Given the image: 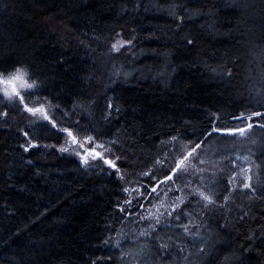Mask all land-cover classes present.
I'll return each instance as SVG.
<instances>
[{
  "label": "trees",
  "instance_id": "16d2710c",
  "mask_svg": "<svg viewBox=\"0 0 264 264\" xmlns=\"http://www.w3.org/2000/svg\"><path fill=\"white\" fill-rule=\"evenodd\" d=\"M14 64L38 81L63 123L70 126L67 113L83 126H71L79 136L116 139L120 165L130 173L138 161L141 178L171 138L207 143L213 128L245 125L234 116L264 113V0H0V68ZM4 112L0 264H133L115 244L134 213L119 205L120 181L80 164L72 151L83 150L81 137L44 136L19 101L3 96ZM258 122L264 116L253 117L254 130ZM23 129L38 147H21ZM165 162L161 175L172 166ZM235 187L217 189L206 209L184 197L204 231L194 238L161 225V247L142 246L145 264L176 256L175 264H264V189ZM133 198L139 210L142 197Z\"/></svg>",
  "mask_w": 264,
  "mask_h": 264
},
{
  "label": "bare ground",
  "instance_id": "6f19581e",
  "mask_svg": "<svg viewBox=\"0 0 264 264\" xmlns=\"http://www.w3.org/2000/svg\"><path fill=\"white\" fill-rule=\"evenodd\" d=\"M21 67V66H17ZM0 71L2 69L0 68ZM27 71V70H26ZM27 83H33L35 82L37 85L38 81L35 80L27 71V76L25 77ZM7 89V90H5ZM17 91L19 92V97H17L16 93L12 91L11 86H6L4 84H0V92L1 94L10 101H19V104L22 106L23 109L27 111L28 108L36 109L37 111L29 112L27 117H29L27 122L28 125L35 129L37 125H40V130L43 135L46 137H51L55 130H49L46 125L50 124L52 121H55L56 128H68L69 131L76 137V139H80L81 136H79L76 132V129H73L71 126L66 125L62 122L63 118L60 113L57 112V108L54 104H52L50 101H48V97L46 95H43L39 90L32 89L29 90L26 86H22L19 82L17 83ZM29 91L35 92L34 95L31 97L29 96ZM22 98V99H20ZM17 99V100H15ZM7 111V110H6ZM6 113V112H4ZM4 117L6 115H3ZM244 125L243 127H245ZM223 131V128H221ZM23 129L21 133V147L25 150L26 148H29L30 144H33L28 141V138L30 136V132L28 130ZM251 130V129H249ZM34 131V130H33ZM213 131V130H212ZM211 131V133H212ZM248 131V130H247ZM253 131H260L264 132V130L258 128ZM57 132V131H55ZM24 133H27V136H24ZM219 135V134H216ZM89 136V135H88ZM87 136H82L81 140L84 141L82 143L83 152H73L76 159H79V162L82 166H85L87 168H93L97 169L99 167L100 171L102 170L104 175L106 172H111V175L107 176H114L115 179H117V173L115 170L109 168L107 165H102L101 160L99 158L92 159L91 156H89L88 165H84L82 159L78 158L76 155L79 154L80 157H82L86 152L90 151L93 147H95L97 152H103L105 158L107 159H113L115 160L116 157H120L119 160L116 161L117 166L119 168V174L122 175V179L119 180L121 184L120 195L121 202L119 205H122L124 208H129V211H134V213L131 215L132 219L130 223H128L127 226L122 225V231L119 232L115 238V244L119 248H126L127 250H122L121 257L125 259H129L133 262V264H145L147 262V258L144 257L149 255V252L144 247H156L152 244L156 243L158 246L161 247L162 242L161 237H158V232L163 231L165 228L160 229V227L164 226L167 223H171L172 227H178L182 229L184 232V226L186 225L188 228L187 234L190 233L194 238L197 237L199 232H203L201 222L199 217L195 215H191L189 217H185L184 215H181V218L179 221L175 220V216L177 213H179V210H182L183 212L186 211L189 207H186L185 202L183 204H180V206L176 209L175 212L172 213V216H168V212L172 210L175 204H178L179 201L177 200V197L179 196L181 199L187 196L191 197H198L200 200V193H203L208 196H213L215 194V191L219 189L220 187L217 185L218 182H223L225 186H227L228 190H234L236 185H241V183H250L252 186L255 184L256 181L254 180L256 177V164L250 165L254 166L252 179H248L244 174V168L246 165L243 163L242 160L239 157H244L243 155H248L250 158H252L255 154V150H257L256 147L253 148H246L241 151L237 152H223V153H217L216 156L211 157L210 153V145L212 142V139H210L207 143H204V140L199 142L201 144V147L197 149V153L199 154V158L195 159L192 157H189L184 161L185 166L187 167V174L185 176V180H181L178 177L180 176V173L177 172L176 175L172 176V180L167 181L164 184H159L161 180H164L165 177L171 175L169 172V169L165 174H159L158 171L166 169V159H170L172 166L170 168H174L176 164L179 163V161L184 158L188 152L192 151V148L195 144H187L186 142L178 143V137H175L176 139L173 140L171 138L170 140V146L166 148L165 146L162 147L164 153V157L160 158L159 163H155L152 166L148 164L147 171L141 173V178H143L145 181L142 182L141 178H137V176L140 175V172L138 171L135 173V169L138 167V161L135 162L133 166V172L127 173L126 168L122 165H120L121 155L118 154L117 148L113 146L114 144L109 145L107 142L111 140L116 139H109L112 138L111 136L106 137H100V134L95 137L96 144H90L86 142ZM25 139V140H24ZM24 140V141H23ZM23 141V142H22ZM104 144V148H100L97 145ZM38 145V144H34ZM111 147V152L106 151L107 148ZM34 148V147H31ZM58 150L61 148L66 147H59L55 146ZM30 149V148H29ZM162 157V156H161ZM82 162H81V161ZM200 161H203L201 163ZM144 173H148V175H144ZM261 173H264V168L261 170ZM150 178L152 180H147V178ZM153 177H155V180H153ZM139 179V180H138ZM185 181H190L187 186H185ZM157 184H159V187H157ZM178 186V187H177ZM153 187H156V192L149 195V190ZM169 188H173V191H168ZM124 189H128V191H124ZM140 194L142 197V200L140 202V209L144 207L146 210H148V213L144 215L145 220L141 223V219L139 218V215L141 216L142 209L137 210L135 206V198H133V195L135 193ZM145 193V194H144ZM125 201H130L131 203H125ZM202 201V200H201ZM186 207V208H185ZM200 215L201 211H200ZM159 217L160 223L157 224L156 221L153 219H156ZM204 217V216H202ZM155 224L154 230L149 229L147 230L143 235L141 234L142 226H146L149 224ZM162 225V226H161ZM170 227V228H172ZM124 229V230H123ZM161 234V233H160ZM158 237V238H157ZM136 246H140L139 251H132ZM128 248L130 250H128ZM164 248V247H163ZM142 251V254H141ZM176 262H182L180 260V257L176 256L174 259V264ZM149 264V262H148Z\"/></svg>",
  "mask_w": 264,
  "mask_h": 264
},
{
  "label": "snow or ice",
  "instance_id": "6c2138e0",
  "mask_svg": "<svg viewBox=\"0 0 264 264\" xmlns=\"http://www.w3.org/2000/svg\"><path fill=\"white\" fill-rule=\"evenodd\" d=\"M125 43L130 44L131 41L130 40L126 41V42L118 41L116 44H113L111 46V51L119 52L120 48L124 47ZM187 43L192 44L193 41L188 40ZM26 76H27L26 69L24 67H17L14 64L11 69L5 68L2 71H0V84H4L6 86H11L12 91L16 93L17 97H19V92L17 91V83L18 82L22 86H26L29 90H32V89L39 90L41 85H37L35 82L27 83V81L25 79ZM5 90H7V89H5ZM28 94L31 97L32 95L35 94V92L29 91ZM2 99H3V96H0V100H2ZM20 99H22V98H20ZM106 107L107 108H113V105H111L109 103V104L106 105ZM27 111L34 112V111H37V110L28 108ZM115 112L117 114H119L120 108L118 106L115 107ZM76 114L77 113L75 112V110H73L72 115H76ZM0 115H7V114L3 113V114H0ZM111 115H112V113L109 112L108 115L105 116V119H108V117L111 116ZM65 116H68V122L70 123V126L77 127L78 129H82L83 128V126L80 125L78 121H72L71 117L67 113H65ZM261 116H264V113L254 112V113H252L251 115H248V116H245L244 113H240L239 115L234 116L233 119L236 120V121H239L241 123H244L246 125L245 127L237 126L235 128H232V127H229L227 125H224L223 126V131H222L221 128H213L212 133H208V136H211L213 134H219V135H223V136H226V137H228V136L235 137V135L237 133L242 135L247 130H249V129H251L253 127V124L251 123L253 117H261ZM46 127H48L49 130L57 131V133L59 135H61L62 137L65 134H67V136L71 138L73 143L77 142L76 141V137L74 135H72V133L69 131L68 128H56L55 121H52L50 124L46 125ZM257 127H259L260 129L264 130V123L258 122L257 123ZM93 130H95V129H93ZM27 135H28L27 133H24V136H27ZM175 139L176 138L174 137L173 140H175ZM86 142L95 145L96 144L95 137L87 136L86 137ZM107 143L109 145H111V144L116 143V141L115 140H111V141H108ZM97 146L100 147V148H104V144H100V145H97ZM31 147H38V145L30 144L29 148H31ZM44 147H47V146H44ZM200 147H201V144H199V143L195 144L193 146V148H192V151L188 152L187 155L184 158H182L179 161V163L175 165L174 168H169V172L171 173V175L165 177L164 180H161L159 182V184H164L167 181L172 180V176L176 175L177 172L180 173V176L178 178L181 179V180H185V176L187 174V167L185 166L184 161L186 159H188L189 157L198 159L199 158V154L197 153V149H199ZM29 148H26L25 151H28ZM60 151L61 152H66L67 149L61 148ZM106 151L111 152V147L109 146V148H107ZM76 155L78 156V158L82 159L84 165H88L89 156H91L92 159L99 158L101 160V164L102 165H107L109 168H111V169L116 171L118 180L122 179V175L119 174V168H118L117 163H116V161L119 160L120 157H116L115 160L107 159V158H105L103 152H97L95 147H93L90 151L86 152L82 157H80L78 153ZM200 162L203 163V161H200ZM97 170H99V167H97ZM105 174L111 175L112 173L111 172H106ZM144 175H148V173H144ZM250 179H251V177H249V180ZM153 180H155V177H153ZM189 183H190V181H185V186H187V184H189ZM159 184H157V187H159ZM243 188L251 189L252 191H255V189H252V185L250 183H244L243 184ZM173 190H174L173 188H169L168 189V191H173ZM124 191H128V189H124ZM155 192H156V187H153V188H151L149 190V195H151L152 193H155ZM199 195H200V200L205 202L203 204V206H202L203 208L206 209L209 204L214 203V201L212 200L211 196L205 195L203 193H200ZM225 199H227V198H225ZM177 200L179 201V203L175 204L174 207L172 208V210L168 212V216H170V217L172 216V213L175 212L176 209L180 206V204L184 203V200L181 199L179 196L177 197ZM200 200L196 201L197 205H200ZM125 203L130 204L131 202L130 201H125ZM119 211L123 212L124 209L121 207V208H119ZM181 215H184L185 217H189V218L191 216L190 213H188L187 211H184L183 213H177V215L175 216V220L179 221L180 218H181ZM141 219H144V217H141ZM156 223L157 224L160 223L159 217L156 218ZM164 226L165 227H172L173 225L171 223H167ZM153 230H154V227H153ZM184 230H185V232L188 231V228H187L186 225L184 226ZM141 234L143 235L144 233H141ZM105 243H107V241H105ZM162 247H166V245H163Z\"/></svg>",
  "mask_w": 264,
  "mask_h": 264
},
{
  "label": "rangeland",
  "instance_id": "374dc122",
  "mask_svg": "<svg viewBox=\"0 0 264 264\" xmlns=\"http://www.w3.org/2000/svg\"><path fill=\"white\" fill-rule=\"evenodd\" d=\"M253 128L251 130L246 131L244 134L237 133L235 137H226L223 135H216V137L212 140L210 145V153L211 157L216 156V154L223 153V152H237L244 150L246 148H253L256 147L257 150H255V154L252 158H250L248 155H243L244 157H239L246 165L244 168V174L249 179L253 174V167L256 164V186L261 189H264V173H261V170L263 169L262 164H264V132L260 131H253ZM254 149V148H253ZM246 158V159H245ZM251 164H254L252 167ZM255 169V167H254ZM220 187H223V182H218L217 184ZM156 221V219H153ZM141 233H145L149 229H153L155 227V224H149L146 226H142Z\"/></svg>",
  "mask_w": 264,
  "mask_h": 264
}]
</instances>
